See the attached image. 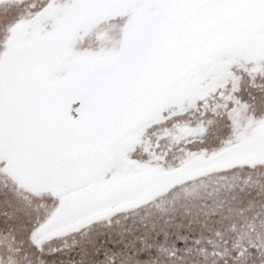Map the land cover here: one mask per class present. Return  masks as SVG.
<instances>
[{
    "label": "snow or ice",
    "instance_id": "1",
    "mask_svg": "<svg viewBox=\"0 0 264 264\" xmlns=\"http://www.w3.org/2000/svg\"><path fill=\"white\" fill-rule=\"evenodd\" d=\"M0 264H264V0H0Z\"/></svg>",
    "mask_w": 264,
    "mask_h": 264
}]
</instances>
